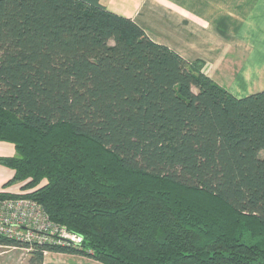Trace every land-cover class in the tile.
I'll list each match as a JSON object with an SVG mask.
<instances>
[{"label":"trees","instance_id":"trees-1","mask_svg":"<svg viewBox=\"0 0 264 264\" xmlns=\"http://www.w3.org/2000/svg\"><path fill=\"white\" fill-rule=\"evenodd\" d=\"M0 199L103 264H264V90L233 95L99 0H0Z\"/></svg>","mask_w":264,"mask_h":264},{"label":"crops","instance_id":"crops-1","mask_svg":"<svg viewBox=\"0 0 264 264\" xmlns=\"http://www.w3.org/2000/svg\"><path fill=\"white\" fill-rule=\"evenodd\" d=\"M131 18L154 42L176 51L237 97L264 90V0H99ZM0 141V155H14ZM14 170L0 163V190ZM12 259L8 264H19ZM24 263V262H22ZM0 264H3L1 262ZM43 264H103L93 258L47 251Z\"/></svg>","mask_w":264,"mask_h":264},{"label":"built area","instance_id":"built-area-1","mask_svg":"<svg viewBox=\"0 0 264 264\" xmlns=\"http://www.w3.org/2000/svg\"><path fill=\"white\" fill-rule=\"evenodd\" d=\"M0 235L29 245L78 244L82 240L78 234L54 222L41 204L22 196L0 199ZM23 249L29 251L31 247Z\"/></svg>","mask_w":264,"mask_h":264},{"label":"rangeland","instance_id":"rangeland-1","mask_svg":"<svg viewBox=\"0 0 264 264\" xmlns=\"http://www.w3.org/2000/svg\"><path fill=\"white\" fill-rule=\"evenodd\" d=\"M18 184V183H16ZM15 191H20V184L15 185ZM30 256V250H26L23 248H7L0 246V263L8 264L12 261V259H18L21 263L27 262Z\"/></svg>","mask_w":264,"mask_h":264}]
</instances>
